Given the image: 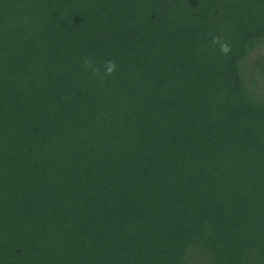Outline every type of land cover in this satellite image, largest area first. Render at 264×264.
I'll use <instances>...</instances> for the list:
<instances>
[{
  "label": "trees",
  "instance_id": "16d2710c",
  "mask_svg": "<svg viewBox=\"0 0 264 264\" xmlns=\"http://www.w3.org/2000/svg\"><path fill=\"white\" fill-rule=\"evenodd\" d=\"M263 44L264 0H0V264H264Z\"/></svg>",
  "mask_w": 264,
  "mask_h": 264
},
{
  "label": "clouds",
  "instance_id": "9594fccd",
  "mask_svg": "<svg viewBox=\"0 0 264 264\" xmlns=\"http://www.w3.org/2000/svg\"><path fill=\"white\" fill-rule=\"evenodd\" d=\"M213 43L218 45L219 51L223 55L227 56L230 53L231 51L230 45L227 42L223 41L220 37H214ZM83 65L86 70L90 69L92 71V74L101 80H103L107 76H111L112 74H114V72L118 67L114 60H108L104 62L103 65L104 71L101 72L99 67L94 66L93 61L90 57H84Z\"/></svg>",
  "mask_w": 264,
  "mask_h": 264
},
{
  "label": "rangeland",
  "instance_id": "374dc122",
  "mask_svg": "<svg viewBox=\"0 0 264 264\" xmlns=\"http://www.w3.org/2000/svg\"><path fill=\"white\" fill-rule=\"evenodd\" d=\"M264 45V44H263ZM262 45V46H263ZM256 50H258V49H256ZM259 51H261V53H264V46L259 50ZM255 56V55H254Z\"/></svg>",
  "mask_w": 264,
  "mask_h": 264
}]
</instances>
